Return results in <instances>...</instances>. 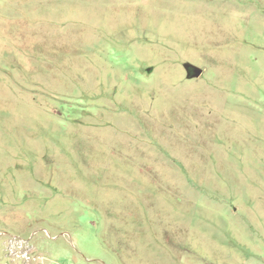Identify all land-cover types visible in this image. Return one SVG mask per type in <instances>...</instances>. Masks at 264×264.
<instances>
[{"label": "rangeland", "instance_id": "obj_1", "mask_svg": "<svg viewBox=\"0 0 264 264\" xmlns=\"http://www.w3.org/2000/svg\"><path fill=\"white\" fill-rule=\"evenodd\" d=\"M13 235L44 264H264V0H0V264H40Z\"/></svg>", "mask_w": 264, "mask_h": 264}, {"label": "built area", "instance_id": "obj_2", "mask_svg": "<svg viewBox=\"0 0 264 264\" xmlns=\"http://www.w3.org/2000/svg\"><path fill=\"white\" fill-rule=\"evenodd\" d=\"M12 243L13 256L15 258L20 257L22 259H25L27 263H45V258L43 256L36 255L31 249L27 240H24L19 236L13 235Z\"/></svg>", "mask_w": 264, "mask_h": 264}, {"label": "water", "instance_id": "obj_3", "mask_svg": "<svg viewBox=\"0 0 264 264\" xmlns=\"http://www.w3.org/2000/svg\"><path fill=\"white\" fill-rule=\"evenodd\" d=\"M184 68L187 72L188 79L200 78L204 73V70L202 68L189 62L184 64Z\"/></svg>", "mask_w": 264, "mask_h": 264}]
</instances>
